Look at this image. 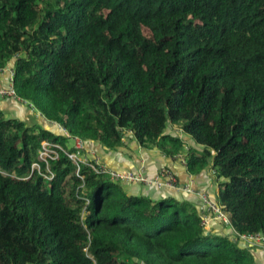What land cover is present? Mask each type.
Listing matches in <instances>:
<instances>
[{"label": "trees", "instance_id": "trees-1", "mask_svg": "<svg viewBox=\"0 0 264 264\" xmlns=\"http://www.w3.org/2000/svg\"><path fill=\"white\" fill-rule=\"evenodd\" d=\"M11 61L16 99L68 136L0 111V264H256L199 203L76 175L63 152L50 180L31 167L45 142L113 150L129 132L213 171L231 227L264 234V0H0Z\"/></svg>", "mask_w": 264, "mask_h": 264}, {"label": "crops", "instance_id": "crops-1", "mask_svg": "<svg viewBox=\"0 0 264 264\" xmlns=\"http://www.w3.org/2000/svg\"><path fill=\"white\" fill-rule=\"evenodd\" d=\"M6 67L13 70V61ZM4 70H0V89L6 88L9 82L8 73ZM0 111L4 116L8 115L29 126L38 125L53 133L64 135L56 124L45 120L37 111L30 108L24 102L16 101L11 98L2 99L0 100ZM170 131H173V134L178 135L182 139L185 144V151H188L190 147H195L191 139L179 130L174 129ZM84 145L86 153H93L103 165L111 170L133 173L142 170L146 177L154 179L159 175L162 168H167L176 177L178 185L190 184L194 190L204 191L211 200L216 201L219 183L217 184L210 169L204 170L200 175H191L187 172V167L183 165L180 158L165 156L155 148L145 149L140 147L129 132L125 134L123 144L113 150H106L99 144L93 142H85ZM179 154L185 158L186 152ZM121 185L127 194L141 195L151 200H158L163 197H175L178 201L192 202L196 205L199 202L194 194L175 192L168 188L147 187L138 183H122ZM224 228L228 229L226 227ZM248 250L253 256L256 264H264V249L254 247L248 248Z\"/></svg>", "mask_w": 264, "mask_h": 264}, {"label": "built area", "instance_id": "built-area-1", "mask_svg": "<svg viewBox=\"0 0 264 264\" xmlns=\"http://www.w3.org/2000/svg\"><path fill=\"white\" fill-rule=\"evenodd\" d=\"M0 70L7 71L9 78L8 86L6 88L0 89V100L5 98H11L13 100L18 101L16 99L13 90V70L8 67ZM62 132L64 133L63 130ZM64 134L68 136L66 133ZM71 142L73 143L74 149L77 151L76 153H69L58 144H54L50 142L43 143L37 157L38 162L33 164L31 167L32 174L36 172L46 180L52 179L53 174L50 172L49 169L50 161H54L58 159L59 152H63L64 155L72 162V164L76 166V171H75L76 175L79 174V166L85 165L89 167L96 174L104 175L110 181L118 184L138 183L147 187L168 188L175 192L177 191L186 194H194L199 201L198 203H199V211L202 217V225L206 231H209L211 221L215 220L216 222L225 225L224 227L231 229V233L233 236L232 240H234V242H236L239 247L246 249L254 248V247L264 249L263 233H255L248 235H242L237 233L230 225L229 215L223 212L221 206L216 201L211 200L206 192L200 190H194L190 186V184H186V185L184 184L182 186L178 185L176 177L169 169L162 168L159 172V175L154 179H150L146 177L142 170L137 173L117 172L103 165L99 161V159L96 156H94L93 153H89V152L86 153L84 150L85 148L84 142L82 140L75 138V139H71ZM175 157L180 158L183 165H186V159L183 156H181V154H177L175 155ZM41 163L45 165V173L41 172V166H40ZM211 174L214 175L213 171H211ZM86 202L88 203L87 200ZM133 264H140V263L135 261Z\"/></svg>", "mask_w": 264, "mask_h": 264}, {"label": "rangeland", "instance_id": "rangeland-1", "mask_svg": "<svg viewBox=\"0 0 264 264\" xmlns=\"http://www.w3.org/2000/svg\"><path fill=\"white\" fill-rule=\"evenodd\" d=\"M5 117H7V118H11V117H9L8 115H6Z\"/></svg>", "mask_w": 264, "mask_h": 264}]
</instances>
